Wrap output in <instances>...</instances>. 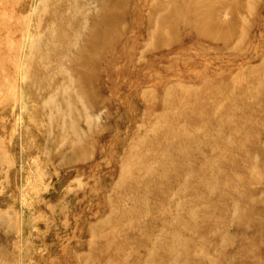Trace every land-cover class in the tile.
Returning <instances> with one entry per match:
<instances>
[{
    "label": "rangeland",
    "instance_id": "1",
    "mask_svg": "<svg viewBox=\"0 0 264 264\" xmlns=\"http://www.w3.org/2000/svg\"><path fill=\"white\" fill-rule=\"evenodd\" d=\"M45 1L0 0V264H264V0Z\"/></svg>",
    "mask_w": 264,
    "mask_h": 264
},
{
    "label": "bare ground",
    "instance_id": "2",
    "mask_svg": "<svg viewBox=\"0 0 264 264\" xmlns=\"http://www.w3.org/2000/svg\"><path fill=\"white\" fill-rule=\"evenodd\" d=\"M42 1V0H41ZM48 1V0H47ZM47 1H45V3H47ZM44 2V1H43ZM42 3V2H41ZM81 10V9H80ZM81 14V13H80ZM76 15H78V13L76 14ZM108 15V14H107ZM98 21H101V22H103V21H105V24H106V26H108L109 24H110V22H112V17H110V16H106V14L105 15H100V17H98V19H97ZM80 27V26H79ZM51 29V28H50ZM53 29V28H52ZM51 29V30H52ZM84 28L82 27V30H83ZM49 30V29H48ZM50 30V31H51ZM81 30V29H80ZM91 32V36H92V39L89 41V42H92L93 43V45L96 43V42H98V40L101 38V36L103 35L102 34V32L101 31H99L95 26H92L91 27V30H90ZM38 32V31H37ZM82 32V31H81ZM79 33V32H78ZM52 34V33H51ZM55 34V33H54ZM81 34V33H80ZM50 35V34H49ZM78 36H80L79 34H77ZM51 36V35H50ZM53 36V35H52ZM76 36V35H75ZM52 38V37H51ZM95 42V43H94ZM87 43V42H86ZM92 43H90V44H92ZM92 45V46H93ZM88 45H86L85 44V47H83L81 50H83V49H87L86 47H87ZM91 47V46H90ZM31 53V52H30ZM32 55V54H31ZM37 58V57H36ZM63 92H64V89H63ZM190 155V154H189ZM252 167V166H251ZM255 168V167H254ZM184 173V172H183ZM175 175V174H174ZM213 180H211V182L210 181H208L207 183H204L205 185H206V188H208V190H210V188L213 186ZM237 205V204H236ZM235 205V206H236ZM133 208V207H132ZM184 225V224H183ZM187 229V228H189V225L188 224H185L181 229L182 230H184V229ZM171 249H173L172 251H175L173 254L171 253L170 255V260H175V257L173 256L174 254H176L177 253V251L176 250H174V246H171L170 247ZM181 252H179V254H180Z\"/></svg>",
    "mask_w": 264,
    "mask_h": 264
}]
</instances>
